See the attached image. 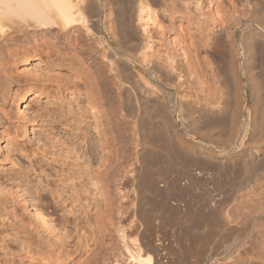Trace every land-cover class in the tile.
Instances as JSON below:
<instances>
[{
    "label": "rangeland",
    "instance_id": "374dc122",
    "mask_svg": "<svg viewBox=\"0 0 264 264\" xmlns=\"http://www.w3.org/2000/svg\"><path fill=\"white\" fill-rule=\"evenodd\" d=\"M240 1L249 7L256 2L259 12L264 10V0ZM203 54L200 49L197 58ZM223 59L219 66L225 76ZM4 67L10 84L0 86V221L8 226L0 225V264H50L37 253L43 236L60 250L56 264H111L108 258L121 245L114 231L110 238L105 232L109 202L121 207L114 215L126 237L137 233L144 243L162 240L149 250L151 264H264V137L252 143L261 148L254 150L256 169L238 188L229 187L231 179L218 174L215 161L180 156L177 163L174 154L166 156L159 137L144 138L153 149L143 151L146 170L124 174L120 160L114 159V145L104 143V114L89 111L92 90L77 57L39 47L27 63L5 62ZM251 67L264 86L263 53ZM117 99L123 115L122 96ZM245 99L250 102L248 95ZM129 125L120 124L128 140L119 145L127 148L131 162L138 147L127 135ZM100 182L110 185L107 196ZM117 186L122 190L117 192ZM13 214L25 226L9 224ZM16 233L31 241L33 258H26L11 240L2 241Z\"/></svg>",
    "mask_w": 264,
    "mask_h": 264
},
{
    "label": "bare ground",
    "instance_id": "6f19581e",
    "mask_svg": "<svg viewBox=\"0 0 264 264\" xmlns=\"http://www.w3.org/2000/svg\"><path fill=\"white\" fill-rule=\"evenodd\" d=\"M39 47L74 55L83 65L92 90L89 111L104 114V143L114 145V159L120 160L124 174L137 176L146 170L141 157L151 148L145 146L147 137L161 138L166 156L174 154L176 162L180 156L194 162L215 161L218 174L231 179L230 188H238L255 172L252 143L264 137V86L251 72L252 60L264 54V10L260 13L256 2L249 7L240 0H0V79L5 81L0 86L10 84L4 63H27ZM200 49L204 54L199 60ZM222 59L224 77L219 66ZM117 95L122 96L123 115L118 113ZM247 95L250 102L245 103ZM120 124H130L127 135L136 140V157L131 162L127 148L119 145L127 137ZM99 187L106 196L110 192L107 182ZM120 208L109 202L105 232L110 238L114 231L121 246L108 259L111 264L120 259L125 264H151L149 250L163 244L162 240L144 243L137 233L132 239L126 237L115 221L114 213L119 214ZM13 217L9 224L25 226ZM0 225L4 227V220ZM9 240L26 258H33L31 241L20 233L13 239L2 238ZM39 243L41 260L56 264L58 247L44 236Z\"/></svg>",
    "mask_w": 264,
    "mask_h": 264
}]
</instances>
